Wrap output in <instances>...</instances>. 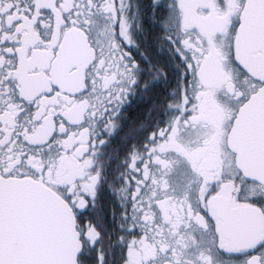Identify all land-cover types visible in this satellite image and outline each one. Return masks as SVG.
Wrapping results in <instances>:
<instances>
[{
    "label": "snow or ice",
    "instance_id": "1",
    "mask_svg": "<svg viewBox=\"0 0 264 264\" xmlns=\"http://www.w3.org/2000/svg\"><path fill=\"white\" fill-rule=\"evenodd\" d=\"M0 264H264V0H0Z\"/></svg>",
    "mask_w": 264,
    "mask_h": 264
}]
</instances>
